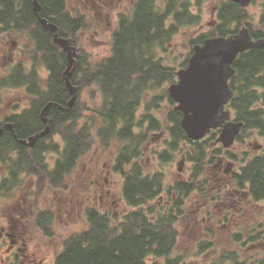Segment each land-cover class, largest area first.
Segmentation results:
<instances>
[{
    "label": "trees",
    "instance_id": "16d2710c",
    "mask_svg": "<svg viewBox=\"0 0 264 264\" xmlns=\"http://www.w3.org/2000/svg\"><path fill=\"white\" fill-rule=\"evenodd\" d=\"M14 1L19 2V11ZM39 1L43 4L40 10L43 16L59 26L61 36L72 37L77 47L72 82L77 86L78 93L69 111L57 108L59 105L66 106V101L72 96L63 79L66 52L53 39L48 40V37H53L52 33L45 30L37 19L14 17L16 13L33 14L31 0H4L1 3L9 8L8 12L13 16L7 21L13 29L37 30L36 38L31 35L36 40L31 50L48 71L51 91L44 95L54 103L51 108L54 111L52 124L63 125L62 133L67 143L54 177L71 172L81 156L91 149L94 135L105 150L112 141L119 142L113 170L122 177V196L129 208L118 223L113 222L107 211L94 206L86 208V229L65 237L60 235L63 248L56 255L54 264H148L150 257L162 258L163 264H182L183 256L174 255L179 235L177 224L184 214L182 199L194 190L202 191L205 186L197 185L198 177L206 172L209 163L220 156L235 164L231 174L235 187H243L251 201L264 202L262 50L250 49L241 53L234 62L236 73L231 78V87L235 93L230 107L235 119L244 121L236 143L246 148L235 153L216 142L220 129L212 130L199 141L190 139L183 130L182 113L175 110V102L167 89L168 84L177 79V67L168 64L163 55L167 53L174 36L164 29L155 0H138L130 14H120L111 35L110 52L96 61L91 51L79 47L84 31H92L93 28L87 15L83 16L79 10L73 12L67 0ZM39 31L42 32L40 41ZM205 38H193L190 44L203 42ZM191 54L192 51L186 54L180 66L188 63ZM89 88L94 89L93 94L98 93L100 100L91 114H82L80 93ZM147 96L150 97L144 101ZM164 101L170 107L166 109L165 116L159 117L154 109ZM143 102L145 109L139 113ZM28 115L21 117L23 122L27 118L39 121L36 112ZM154 137H161L165 144L163 149L154 152L161 163L173 161L178 152L194 162L190 181L184 183L177 180L167 184L163 170H146L139 159L143 148L147 147L144 145L151 143ZM253 137L262 142L257 144L263 147L259 151L247 148L248 140ZM165 191L172 202L162 207L159 199ZM55 215L54 209L35 215L37 227H41L47 237L56 235L51 225ZM259 227L261 230L257 235H254L255 230L248 235L249 241L264 237V225ZM211 245L210 241H200L198 253L208 250ZM233 257L231 253H222L209 264H225Z\"/></svg>",
    "mask_w": 264,
    "mask_h": 264
},
{
    "label": "rangeland",
    "instance_id": "374dc122",
    "mask_svg": "<svg viewBox=\"0 0 264 264\" xmlns=\"http://www.w3.org/2000/svg\"><path fill=\"white\" fill-rule=\"evenodd\" d=\"M135 0H102L97 5L98 14L93 11H84L89 22L93 24L92 31H84L80 39L79 47L92 52L94 61L101 59L110 52L111 35L117 26L121 13L130 12ZM72 11L77 12L82 8V0H67ZM94 30L98 33L93 34ZM195 36H185L181 31L171 40L168 51L164 55L165 61L179 69L180 64L185 59V55L190 50V40ZM90 53V52H89ZM91 54V53H90ZM42 74L47 73V69L41 70ZM93 88L84 89L80 93V111L82 114H91L99 102L98 93L93 94ZM93 95L94 98L92 97ZM150 96H147V100ZM145 104L139 108V113L144 111ZM169 103L164 101L162 105L154 109L160 117L165 116ZM86 108V111H85ZM165 121V119H164ZM248 147L254 151H259L263 147H255L261 144L260 140L254 137L248 140ZM119 142L112 141L105 150L94 135L92 146L89 152L83 154L75 167L67 174L66 191L68 195V211H55V218L51 223L53 237H47L43 229L39 227L38 235L32 239L31 247L38 249V261L44 259L45 264H54L56 255L63 248L60 235L67 236L69 233L86 229L87 221L85 209L94 206L102 211L110 213L114 223L123 219L124 214L129 210L122 196V177L115 173L113 164L118 150ZM139 159L148 171L163 170L166 175L167 184H172L177 180L188 182L193 177L194 162L181 152L176 153L173 161L161 163L154 154L161 150L165 144L161 137H154ZM233 152H241L246 149L243 145H234L230 148ZM218 164V167L215 165ZM180 168V169H179ZM235 169L234 162H230L226 157H219L213 163L206 166V172L197 179V185H204L202 191L194 190L188 197H184V214L178 221V242L174 250V255L180 254L183 257L182 264H209L215 257L222 253L234 252L235 257L230 258L229 264H264V238L249 241L248 235L255 230L254 235L260 232L261 224L264 225V202L255 203L248 196L235 194L236 187L232 183L231 174ZM47 194V193H46ZM43 196L45 207H54L58 199L60 200V187L53 190L48 196ZM160 197L159 205L166 207L172 202V198L166 194ZM175 198V196H173ZM168 198V199H167ZM239 198V199H238ZM10 199V198H8ZM114 202V203H113ZM12 203L5 202L0 208V222L10 212ZM36 215V214H35ZM31 221V222H30ZM30 228L33 232L38 231L36 218L29 219ZM241 231L245 237L244 244L237 242L234 235ZM59 235V236H58ZM200 241H210L211 248L198 253ZM238 259H237V254ZM234 259V260H233ZM243 262V263H241ZM164 260L150 257L148 264H163ZM0 264H4L1 261Z\"/></svg>",
    "mask_w": 264,
    "mask_h": 264
},
{
    "label": "flooded vegetation",
    "instance_id": "af4514ba",
    "mask_svg": "<svg viewBox=\"0 0 264 264\" xmlns=\"http://www.w3.org/2000/svg\"><path fill=\"white\" fill-rule=\"evenodd\" d=\"M2 1L4 0H0V208L5 202H11L12 208L3 218L5 221L0 222L1 261L4 264H45L44 259L38 261L40 255L38 249L31 247L32 239L36 238L40 231L39 227L36 232L31 230L29 219L37 213L45 214L49 209L68 211L67 173L54 177L58 162L63 160L62 154L67 143L62 133L63 125L52 124L53 103L46 115L51 120L49 132L39 136L33 145L30 144L29 139L44 131L47 126L42 112L49 102H53L49 100L50 97L44 95L51 91L50 78L48 71L42 74L41 70L46 69V66L37 60L31 50V45L36 42L34 38L37 30L13 29L7 22L13 16ZM33 1L31 0L33 14L16 13L14 17L33 21L37 19L43 26L41 19L46 17L41 13V9L39 11L34 9ZM100 1L102 0H82L81 14L84 16L86 14L84 11L89 10L98 14L96 7L100 6L98 4ZM39 2L42 8L43 4ZM137 2L138 0H135L130 12L125 14H130ZM18 4V1H14L17 9ZM155 4L158 15L163 20L164 29L173 36L182 31L185 36H205L207 39L233 35L242 27H248L254 40L264 39V0H251L246 6L232 0H155ZM97 33L98 31L94 30L95 36ZM31 35L34 36L33 39ZM52 35V38L48 37L49 41L54 38L53 33ZM196 44H190L189 52L193 51ZM255 49L264 52V47ZM187 64L179 69L186 67ZM64 99L67 100V97ZM57 108L60 109L61 106ZM228 108L232 111L230 104ZM33 112H36L39 121H32V118L27 117V121H22L21 117L24 115L29 117L28 114ZM64 170L67 171V168L64 167ZM58 187L61 194L55 208L45 207L43 196L46 193L48 196ZM246 192L243 187H239L235 194L249 197ZM164 194L167 196V191ZM164 194L161 197H164ZM236 234L237 242L243 245L245 240L243 233L238 231ZM259 238L264 237L255 240ZM227 253L235 256L234 252ZM229 262L232 261L229 259L225 264Z\"/></svg>",
    "mask_w": 264,
    "mask_h": 264
},
{
    "label": "water",
    "instance_id": "95a60500",
    "mask_svg": "<svg viewBox=\"0 0 264 264\" xmlns=\"http://www.w3.org/2000/svg\"><path fill=\"white\" fill-rule=\"evenodd\" d=\"M246 6L251 0H232ZM34 9L39 11L41 4L34 0ZM45 29L54 34L53 42L67 54L66 68L63 72L65 85L72 95L66 104L61 106L69 111L77 99L78 88L72 82L77 47L72 37L59 34V26L49 19L42 18ZM264 39L254 40L248 27H242L236 34L215 36L205 39L203 44H196L186 67L176 71L178 80L168 85L170 98L175 102V110L182 113L181 126L193 141H199L214 129H220L217 143L226 149L231 148L241 133L244 121L233 118L228 104L234 96L230 80L236 73L234 62L241 53L250 49L263 48ZM53 102H49L42 112L47 126L44 131L31 137L34 144L39 136L46 135L50 129V118L47 115ZM260 147L261 145H255ZM180 169V168H179Z\"/></svg>",
    "mask_w": 264,
    "mask_h": 264
}]
</instances>
